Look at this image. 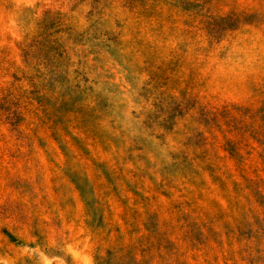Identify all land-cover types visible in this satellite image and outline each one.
Returning a JSON list of instances; mask_svg holds the SVG:
<instances>
[{
    "label": "rangeland",
    "instance_id": "rangeland-1",
    "mask_svg": "<svg viewBox=\"0 0 264 264\" xmlns=\"http://www.w3.org/2000/svg\"><path fill=\"white\" fill-rule=\"evenodd\" d=\"M262 127L264 0H0V264H264Z\"/></svg>",
    "mask_w": 264,
    "mask_h": 264
},
{
    "label": "trees",
    "instance_id": "trees-1",
    "mask_svg": "<svg viewBox=\"0 0 264 264\" xmlns=\"http://www.w3.org/2000/svg\"><path fill=\"white\" fill-rule=\"evenodd\" d=\"M263 129H264V127H262V131H260V132L257 131V130H254V135L255 136H261L264 139V131H263ZM229 142L230 141H228L227 144H229ZM260 143H261V145L264 146V141H260ZM231 144H232V142H231ZM238 144H239V142H235V143L232 144L233 147L236 148V150L238 148V146H237ZM109 254H110V256H108V258H106L105 260H102L100 262V264H122L125 261V254H124L122 249H120L119 252L112 253V254L109 253Z\"/></svg>",
    "mask_w": 264,
    "mask_h": 264
}]
</instances>
